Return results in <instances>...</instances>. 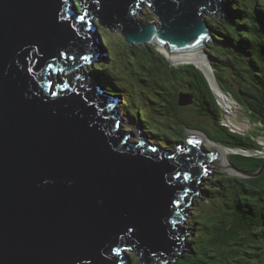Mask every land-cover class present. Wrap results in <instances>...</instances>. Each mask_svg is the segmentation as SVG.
Returning a JSON list of instances; mask_svg holds the SVG:
<instances>
[{
	"label": "water",
	"instance_id": "obj_1",
	"mask_svg": "<svg viewBox=\"0 0 264 264\" xmlns=\"http://www.w3.org/2000/svg\"><path fill=\"white\" fill-rule=\"evenodd\" d=\"M76 1L0 0V264H119L128 249L144 264L151 255L165 260L188 233L174 225L184 216L180 202L198 190L205 159L221 165L223 145L203 150L209 135L187 130L185 148L180 142L166 154L141 123L132 139L115 105L121 97L102 91L90 73L88 82L76 73L63 83L49 74L97 57L94 29L102 25L129 46L150 44L168 61L194 63L216 98L204 70L182 59L210 61L207 16L228 19L227 4L146 0L157 17L146 21L134 14L144 0H79L80 9ZM228 148L264 158L256 148ZM229 167L252 177L264 162L256 172L230 160Z\"/></svg>",
	"mask_w": 264,
	"mask_h": 264
},
{
	"label": "trees",
	"instance_id": "obj_2",
	"mask_svg": "<svg viewBox=\"0 0 264 264\" xmlns=\"http://www.w3.org/2000/svg\"><path fill=\"white\" fill-rule=\"evenodd\" d=\"M224 1L229 11L228 19L207 16L213 39L206 47L209 63L220 85L235 100L241 102L251 115L258 116L264 128V0ZM76 5H79L78 0ZM255 5L260 10L254 9ZM242 14L245 15L244 19ZM151 19L150 16L142 18L146 21ZM101 43L110 51L113 43L109 37L104 36ZM121 49L130 51L132 59L130 66H127L128 70L136 74L137 87L142 84L151 90L157 104L162 108V119L156 120L151 114L140 112L137 106L140 103L135 99L136 89H130L126 83L122 87L120 83L115 82L122 81L114 72L109 71L115 57L111 61L110 56H107L108 60H103L98 66L89 64L88 70L90 73L96 70L102 73L110 72L113 84L108 75V81H105L104 74H97V80L101 79L99 82H102L104 90L112 96L124 98V106L131 119L134 117L135 121L147 124L148 129L143 133L150 137L149 141H153L151 143L176 150L177 144L184 141L187 130H202L207 132L213 141L223 146L237 145L260 149L254 140L252 142L247 137L233 133L221 124L223 113L216 103L217 96L215 98L206 77L194 63L168 61L165 55L150 44L129 46L125 42ZM70 74L73 72L62 78H68ZM208 80L212 86L218 85L215 78L213 82L209 78ZM129 90L133 91V97L130 94L124 95V91ZM145 94L142 92L138 95L143 98L146 97ZM185 95L191 96V104H179L180 96ZM188 109L191 111H187ZM209 117L213 119V131L202 127L204 124L201 119L208 120ZM228 157L232 163L248 172H256L264 162V158L243 154L231 153ZM215 183L206 184L207 190L210 191L207 198L210 199L214 193H218L220 196L217 198L221 199L229 193L232 196L233 212L218 213L216 220H213L214 236L206 239L207 241L202 239L205 233H197L188 240L192 243V248L178 250L175 255L161 259L156 264H227V254L224 253L227 249L222 246L223 236L220 234L221 229L227 225L233 229H241L244 232L241 234L251 235L252 231H255L253 234L261 233L263 243L259 248L262 249L254 250L255 256H252L254 261H260L257 257L260 253L263 256L264 252V168L258 176L252 177L224 173L218 179L220 185L217 186L221 188L216 187ZM254 206H259L261 214L254 210ZM203 228L200 230H208L206 225H203ZM134 255L137 264H144L136 253Z\"/></svg>",
	"mask_w": 264,
	"mask_h": 264
},
{
	"label": "rangeland",
	"instance_id": "obj_3",
	"mask_svg": "<svg viewBox=\"0 0 264 264\" xmlns=\"http://www.w3.org/2000/svg\"><path fill=\"white\" fill-rule=\"evenodd\" d=\"M236 8H238L237 4H236ZM254 9L260 10V8H258L257 5L254 6ZM242 15L244 19L245 15L244 14ZM147 16H150L157 21V17H155L153 12L151 11V8L146 6V4H144L143 8L137 14H135V17L140 20L143 17H147ZM208 17L215 18L214 16H208ZM95 22H98V21L96 20ZM238 22H241V20H238ZM94 31L97 35L99 45L101 46V49H102V52L98 55V60L95 63L99 65L103 60H108L107 56H110L111 61H113L115 57L116 59L109 66V71L114 72V75H116L122 80V81H119L116 79L117 81L115 82L120 83L122 87L125 86V83H126L130 89H136V91H134L135 99L140 103L137 105L140 112L149 113L152 115V118L156 120L162 119L163 116L160 115V110L162 108L157 104L156 99L152 95L151 90L147 89L142 84H138V87H137L136 86L137 85L136 74L128 70L129 67L127 66L128 65L130 66V62L132 58L130 55V51L128 49H123V51L121 49V46L123 47L125 45V40L122 34L117 30H111L102 25H99L98 29ZM99 35L102 37V39L104 36H106L112 40L113 44L110 47V51L106 47H104L102 43L99 41ZM262 40H264V33L262 36ZM249 50L251 51V48H249ZM202 58H205V57H202ZM177 61L179 60H174L175 63ZM88 63L76 69L77 72L83 75L82 77L83 82H88V73H90V71L88 70V67H89ZM97 64L95 65L98 66ZM197 65L200 66L198 63ZM200 67L204 69L202 66ZM110 72L102 73L99 70L92 71L90 73L91 76H89V80L93 81L96 86H98L102 91H104L105 87L103 86L102 82H99V80L101 79L97 80L96 77H97V74H104L105 81H108L106 78L108 75L113 84V79L110 75ZM116 72L119 74H116ZM205 74L208 78L209 77L208 74L207 73ZM55 79L59 81L58 77L57 78L54 77V80ZM70 80L71 79H69L68 82ZM142 92L146 93L145 94L146 97L142 98L138 95V94H141ZM218 92L223 94L221 97H217V101H216V103L219 105L223 113L221 124L227 127L228 130H230L233 133L240 134L241 136L247 137L252 142L254 140L256 145L260 147V149L258 150L261 151V153H263L264 148L262 147V144L264 145V128H263V125L261 124V121L258 120V116L251 115L247 111L246 107L241 102H238L237 100L231 102L232 100H231L230 94L228 95L227 93H223L220 90H218ZM125 94L126 95L130 94L133 97V91L132 92L130 90L129 92L124 91V95ZM216 96H218L217 91H216ZM117 101L119 103V99ZM124 102H125L124 98L122 97V102L119 103L117 106L118 114L121 116V126L123 129H127L135 133L136 137H133L132 139L138 140L139 133L137 131V125L140 122L135 121L134 117L133 119L130 118L131 116L129 115L127 108L124 106ZM229 102H231V105ZM220 105L222 106V108L224 106H227L230 109V111L234 110L235 112H233L232 114L233 116L228 119V116H226V113H224ZM187 111H191V110L188 109ZM201 122H203L204 124L202 125L204 129L208 130L209 128V131H213L214 124H213L212 118L210 119L209 117L208 120L203 118L201 119ZM147 129H148L147 124L141 123V130H142L143 136H146L144 133H146L145 131ZM147 138L148 140H150V137H147ZM186 139L187 138L185 137L184 141H186ZM163 142H165V140H163ZM211 142H213L215 145H218L217 143H215L209 138V141L206 140V142H203V145L201 146V148L203 150H210L211 145L213 144ZM150 145H151V142H150ZM172 145H174V143H172ZM159 147L162 149H165L161 145H159ZM225 147L228 148V147H233V146H224L223 148ZM172 149H173L172 147L165 149L167 151L166 154L171 155V152L174 151V149L173 150ZM230 149H228V152L230 151ZM231 153H229L228 155H230ZM202 163L203 164L206 163L205 166L207 168H212V171L209 173H206L207 172L206 170L200 176V180L202 179V177L204 180L198 181V190H197L198 193H196L197 191L195 193L194 191H191V192H188L184 196V200L189 201V203H187L186 201L180 202V206H183V208L180 209V211L184 214V216H183L182 221H178L177 224H174L176 227H179V228H182L188 231V233L183 237L184 243H183L182 249H187L189 247L192 248V243L190 244L188 240H191L194 236L197 235V233L199 234L205 233V236L202 238V239L205 238L204 240L206 239L208 240L211 236H214L212 235V230H214L213 220H216L218 213L223 214V212H227V213L233 212V205H232L233 202L231 201L232 196L228 193V194H225L224 197L219 199L217 197L220 196V194L214 193L209 199L207 198V195L210 194V191L207 190L206 184H210V183L212 184L213 182H216L215 183L216 187L221 188V186H217V185H220L218 183V179L222 174L225 173V174H236L237 175L240 173H238L237 171H234L228 165H224L222 162L220 166H217L215 162L209 159H205ZM254 210L259 211L258 213L261 214V209L259 208V206H254ZM203 211L205 213H203ZM227 220H229L228 217H227ZM203 225H206V229H208L206 230V232L203 230L202 231L200 230L201 228L204 229ZM241 233H244L241 229H238V230L233 229V228H230L228 225L227 227L222 228L220 231V234L223 236V240H221L223 242L222 246L225 249H227V250H224V253L227 254V264H264V259L261 253L259 255L257 254L258 255L257 258H259L260 260L259 262L254 261L252 258V256H255L253 251L254 250L259 251L260 250L259 246L261 243H263V239H262L263 237H261L262 236L261 233L256 232L257 234H253L255 233V231L250 232L251 235L241 234ZM133 251L135 250L133 249ZM126 252L127 254L125 253V255L128 258V261L126 264H137V260L134 259L135 253H133L130 250ZM176 252L177 251H173L171 255L173 254L175 255ZM160 261H161L160 256L151 255V259L148 264H156Z\"/></svg>",
	"mask_w": 264,
	"mask_h": 264
},
{
	"label": "bare ground",
	"instance_id": "obj_4",
	"mask_svg": "<svg viewBox=\"0 0 264 264\" xmlns=\"http://www.w3.org/2000/svg\"><path fill=\"white\" fill-rule=\"evenodd\" d=\"M79 5H80V2H79ZM94 21H95V19H93V20L90 21L92 23V25L94 24ZM172 59L178 60L176 58H172ZM182 60L193 61L195 63L197 62L200 66H202L204 68L203 70H204L205 73L208 74V76H209L208 78L211 80V82L214 81V78L216 79L215 73L213 72V67L209 65L208 60L206 58H202V56H200V57L198 56L197 58H190V59L184 58ZM177 62H185V61L179 60ZM213 88H214L215 93H216V91L218 93V96L217 97H221L223 95L222 93H219L218 90H220L223 93H226L219 85H213ZM227 94L229 95V93H227ZM231 100H232L231 102L236 101V100H234V98L232 96H231ZM231 102H229L230 105H231ZM222 109H223L224 113H226V116H228V119L231 118L233 116L232 115L233 112H235L234 110H231L230 111V109L227 106H224ZM147 140H148V138H147ZM206 140L209 141V138L207 136H206ZM150 142H153V141H150ZM211 143H213V142H211ZM212 145H215V144L213 143ZM262 147L264 148V145L263 144H262ZM228 149H230V148H227V147L223 148V147H221V150L223 152L222 163L224 165H228L229 166L228 154L231 153V152H238V150L231 148L230 151L228 152ZM258 153H261V151H258ZM192 191H194V190H192ZM195 192L196 191H194V193ZM196 193H198V191ZM127 261H128L127 259L126 260H122V264H126Z\"/></svg>",
	"mask_w": 264,
	"mask_h": 264
},
{
	"label": "clouds",
	"instance_id": "obj_5",
	"mask_svg": "<svg viewBox=\"0 0 264 264\" xmlns=\"http://www.w3.org/2000/svg\"><path fill=\"white\" fill-rule=\"evenodd\" d=\"M142 5L135 11V13L134 14H137L142 8H143V6H144V4H146V6H148V7H150L151 8V11L153 12V5L151 4V3H149L148 1H146V0H144V1H141L140 2ZM78 7H79V9H80V6L78 5ZM93 15H90L89 16V21H91V20H93V19H95V17H92ZM95 30V29H94ZM86 57H84V58H82V60H84V62L83 63H81V64H79L78 66H76V67H74V69H70L69 71H65V68H63L62 70H57V71H54V70H52V73H50L49 75L50 76H52L53 78L55 77V78H59L60 80H61V82L63 83V82H65V81H68L69 79H72V80H70V81H73V80H75L74 79V76H73V74H70V76L68 77V78H62V77H65L66 76V74L67 73H70V72H73L74 74H76V73H79V72H77L76 71V69H78L79 67H82V66H84V64H87L88 62V65L89 64H92L93 65V63L94 64H97V63H95V62H97V60H98V56L97 57H95L94 59H85ZM100 60V59H99ZM81 74V73H80ZM55 80H57V79H55ZM58 81V80H57ZM56 81V82H57ZM69 81V82H70ZM93 82V81H92ZM105 91V90H104ZM111 94V93H110ZM121 99L122 98H120L119 99V103H120V101H121ZM118 101H116V103H115V105H117L118 106ZM207 136V135H206ZM146 137V136H145ZM208 137V136H207ZM210 138V137H209ZM211 139V138H210ZM212 140V139H211ZM213 141V140H212ZM184 141H182V145H181V148L182 149H184L185 148V146H186V142H184ZM215 142V141H214ZM217 143V142H216ZM179 144V143H178ZM178 144H177V147H176V150L178 149ZM151 146H155V147H159V145L158 146H156L154 143H151ZM163 148H165V147H163ZM165 149H167V148H165ZM176 150H174V151H176ZM228 159H229V157H228ZM206 167V166H205ZM207 168V167H206ZM212 171V168H209L208 170H207V172L206 173H209V172H211ZM203 178V177H202ZM204 179H201V181H203ZM187 194V193H186ZM185 194V195H186ZM184 195V196H185ZM261 249V248H260ZM128 250H130V251H132V252H135V251H133V249H128ZM128 250H124L125 251V253L127 254V252L126 251H128ZM125 253L123 254L124 256H126L125 255ZM172 256V255H171ZM139 258V257H138ZM126 259L128 260V258H127V256H126ZM119 264H122V262H120Z\"/></svg>",
	"mask_w": 264,
	"mask_h": 264
},
{
	"label": "flooded vegetation",
	"instance_id": "obj_6",
	"mask_svg": "<svg viewBox=\"0 0 264 264\" xmlns=\"http://www.w3.org/2000/svg\"><path fill=\"white\" fill-rule=\"evenodd\" d=\"M73 76H75V74L73 73ZM72 80V79H71ZM263 258H264V252H263Z\"/></svg>",
	"mask_w": 264,
	"mask_h": 264
},
{
	"label": "snow or ice",
	"instance_id": "obj_7",
	"mask_svg": "<svg viewBox=\"0 0 264 264\" xmlns=\"http://www.w3.org/2000/svg\"><path fill=\"white\" fill-rule=\"evenodd\" d=\"M81 19H83V17H81ZM185 179H187V177H185Z\"/></svg>",
	"mask_w": 264,
	"mask_h": 264
}]
</instances>
